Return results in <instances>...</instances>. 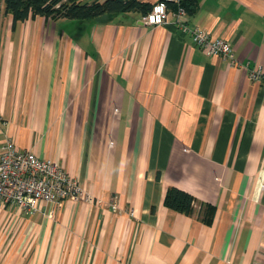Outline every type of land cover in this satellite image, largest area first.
<instances>
[{
    "label": "crops",
    "instance_id": "1",
    "mask_svg": "<svg viewBox=\"0 0 264 264\" xmlns=\"http://www.w3.org/2000/svg\"><path fill=\"white\" fill-rule=\"evenodd\" d=\"M197 2L180 23L233 59L139 12L14 24L0 3V149L11 137L94 199L54 217L0 202V264H264V78L249 76L264 69V0ZM171 187L191 214L164 204Z\"/></svg>",
    "mask_w": 264,
    "mask_h": 264
},
{
    "label": "built area",
    "instance_id": "2",
    "mask_svg": "<svg viewBox=\"0 0 264 264\" xmlns=\"http://www.w3.org/2000/svg\"><path fill=\"white\" fill-rule=\"evenodd\" d=\"M167 1L178 4L176 10L169 9ZM180 17H188L187 12L180 6V0H161L153 5L150 13L142 16L141 21L147 25H163L175 23L182 26L185 32L192 35L197 47L207 49L208 55L233 59L231 42L225 39L212 40L203 29H189L180 23ZM252 80L264 78L261 66L250 69ZM0 116V121H2ZM81 183L70 177L69 173L55 161L39 157L32 151L19 149L11 137L6 138L0 149V202L13 205L25 212L36 211L42 202L52 203L54 210L59 211L67 199L85 198L89 202L93 197L84 195ZM111 207L118 212L119 203L114 198Z\"/></svg>",
    "mask_w": 264,
    "mask_h": 264
},
{
    "label": "trees",
    "instance_id": "3",
    "mask_svg": "<svg viewBox=\"0 0 264 264\" xmlns=\"http://www.w3.org/2000/svg\"><path fill=\"white\" fill-rule=\"evenodd\" d=\"M4 4V12L11 14L14 24L30 18L42 16L51 19H71L79 21L103 20L107 17L128 12H139L142 16L151 12L153 5L142 0H0ZM169 9L176 10L178 4L167 1ZM180 6L188 15L198 9L197 0H180ZM164 204L179 213L191 214L194 210L195 199L192 194L182 189H168ZM211 208L204 214L203 220L210 222Z\"/></svg>",
    "mask_w": 264,
    "mask_h": 264
},
{
    "label": "rangeland",
    "instance_id": "4",
    "mask_svg": "<svg viewBox=\"0 0 264 264\" xmlns=\"http://www.w3.org/2000/svg\"><path fill=\"white\" fill-rule=\"evenodd\" d=\"M86 2H91V1H94V0H85Z\"/></svg>",
    "mask_w": 264,
    "mask_h": 264
}]
</instances>
